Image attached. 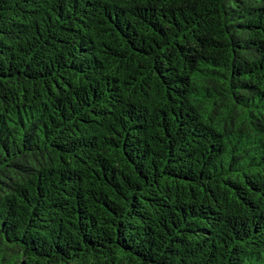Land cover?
I'll return each instance as SVG.
<instances>
[{
	"label": "trees",
	"instance_id": "trees-1",
	"mask_svg": "<svg viewBox=\"0 0 264 264\" xmlns=\"http://www.w3.org/2000/svg\"><path fill=\"white\" fill-rule=\"evenodd\" d=\"M0 264H264V0H0Z\"/></svg>",
	"mask_w": 264,
	"mask_h": 264
}]
</instances>
